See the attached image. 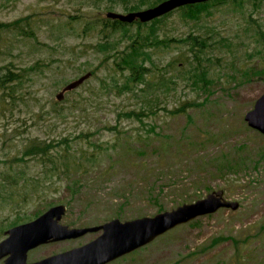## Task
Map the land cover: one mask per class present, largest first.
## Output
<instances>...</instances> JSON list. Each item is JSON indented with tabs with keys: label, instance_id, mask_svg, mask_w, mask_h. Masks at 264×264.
Here are the masks:
<instances>
[{
	"label": "rangeland",
	"instance_id": "1",
	"mask_svg": "<svg viewBox=\"0 0 264 264\" xmlns=\"http://www.w3.org/2000/svg\"><path fill=\"white\" fill-rule=\"evenodd\" d=\"M108 5L128 11L121 0H0V73L10 69L19 76L0 90L10 92L0 109V177L21 170L17 187L27 182L31 189L26 199L19 192L0 198V224L5 229L11 220H29L59 202L67 204L62 222L96 224L153 214L223 188L240 202L238 208L221 207L180 223L112 264H264V134L244 119L264 91V41L243 19L251 13L264 30V1L259 7L212 6L196 21L227 39L212 43L211 81L177 76L191 68V53L173 39L148 47L144 65L152 81L131 82L125 90L120 85L126 70L117 71L113 58L104 60L94 47ZM130 23L135 30V20ZM192 27L175 10L156 23L155 33L158 39L178 38ZM87 70L90 77L56 99L67 81ZM163 76L172 78L169 87L163 88ZM139 109L146 110L142 120L126 114ZM64 137L68 145L56 150L83 154L85 162L95 163L93 171L44 178L49 164L43 158H21L32 138ZM224 157H241L247 166L229 174L218 169ZM93 235L42 243L28 256Z\"/></svg>",
	"mask_w": 264,
	"mask_h": 264
},
{
	"label": "water",
	"instance_id": "2",
	"mask_svg": "<svg viewBox=\"0 0 264 264\" xmlns=\"http://www.w3.org/2000/svg\"><path fill=\"white\" fill-rule=\"evenodd\" d=\"M200 1L206 0H160L154 5L125 12L110 9L105 11V16L125 22L148 21L179 6ZM91 74V70H87L67 81L55 93L56 99H62L66 91L78 87ZM244 119L248 126L264 134V91L245 111ZM239 205L237 199L224 195L223 188H215L193 201H185L153 214L126 219L116 216L99 225L79 227L60 221L67 207L64 202H60L49 206L29 220L5 228V237L0 239V258L4 257L2 264H100L151 241L180 223L215 212L221 207L236 209ZM98 229H101V232L83 245L34 261L27 260V250L40 243L76 237Z\"/></svg>",
	"mask_w": 264,
	"mask_h": 264
},
{
	"label": "trees",
	"instance_id": "3",
	"mask_svg": "<svg viewBox=\"0 0 264 264\" xmlns=\"http://www.w3.org/2000/svg\"><path fill=\"white\" fill-rule=\"evenodd\" d=\"M122 5L126 10H134L139 9L142 5L146 4L148 6L154 5L160 0H121ZM264 0H206L195 3H189L171 10L166 14L160 15L148 21H139L136 22V29L132 30L130 26L133 23L121 21L117 18H109L104 17L102 22L100 23L101 27V38L95 43L94 47L98 51H102L105 53L103 59L108 60L109 58H113V64L116 67V70L124 71L126 78L125 81L120 85L122 90L130 89L131 82H145L148 84L152 81L149 79V67L145 66L146 57H150V52L148 50L149 46H155L159 41L163 44H166L168 40H175L185 43L188 47V50L191 53V58H188L189 64L191 68L188 71L181 72V74H177V76H182L186 78V80L194 81L197 79H203L205 82H209L212 79L207 78V69L209 63L211 61V46L212 43H219L221 39L226 40L225 37H217L218 31L213 27H206L204 24H197V20L201 17L202 12L206 14H211L212 6L220 5H233V7H242L244 8L246 4H253L255 6H260ZM107 9H110L111 6H106ZM175 10H181L182 18L186 23L193 21V27L187 31L185 35H181L178 38H164L158 39L156 35V23L161 22L164 17L168 16ZM246 21L245 28H251L257 36L263 37L261 40L264 41V30L262 29V24L257 19L253 18L252 14H247L246 17H243ZM19 19L14 20L12 23L17 26V22ZM133 22V21H132ZM146 27V30H142V27ZM116 32H120V37L115 36ZM126 38L127 43L122 47H119V43L122 42ZM258 38V39H259ZM257 39V40H258ZM260 40V41H261ZM119 47V48H118ZM8 73H0V90H5L10 88V83L14 79H19L18 74H13L10 69L7 70ZM92 72V71H91ZM110 78V75H109ZM114 80L113 77H111ZM110 78V79H111ZM111 81V80H110ZM162 83L164 86H168L165 84H169L173 82L172 78L163 76ZM7 85V86H6ZM169 87V86H168ZM132 89V88H131ZM121 90V89H120ZM168 90V89H166ZM8 94L6 92H0V109L7 102ZM136 93V92H135ZM139 94V93H138ZM139 96H141L139 94ZM150 106V104H149ZM185 108V105L177 107L173 109V112H179ZM153 109L148 110V112H153ZM147 112V113H148ZM146 113L145 109H139V111H129L126 114H130L135 116L137 119L142 120V117ZM146 115V114H145ZM151 129L153 126L151 125ZM67 144V138H61L59 141L51 140H39L36 138L30 139L24 148L21 151V158L24 156H34L39 159H44V164L48 163L47 171H45L44 178H49L48 173L57 172V175L60 177L70 178L68 176L70 172L77 177H82L93 171L95 168V163L93 161L85 162L83 160V154L78 156L73 153H67L65 151L56 150V146L60 143ZM231 157H224L225 162L221 164L218 169H225V172L231 174L238 172L241 168H245L247 166L246 160L239 157L238 160L233 159ZM246 164V165H245ZM224 172V173H225ZM21 170L14 171V174H3L0 177V195L3 200L4 197H13L15 194H20L23 199H26L28 193L31 192V189L28 188L27 182H23L21 187H17L18 180L20 177ZM33 179V178H32ZM29 180V179H27ZM23 187V189H22ZM36 188V187H35ZM22 189V190H20ZM37 190V189H35ZM19 219L11 220L8 224L11 226L16 224ZM4 227L0 224V233H3Z\"/></svg>",
	"mask_w": 264,
	"mask_h": 264
},
{
	"label": "flooded vegetation",
	"instance_id": "4",
	"mask_svg": "<svg viewBox=\"0 0 264 264\" xmlns=\"http://www.w3.org/2000/svg\"><path fill=\"white\" fill-rule=\"evenodd\" d=\"M174 9H175V8H174ZM174 9H172V10H174ZM170 11H171V10H170ZM170 11H168V12H170ZM166 13H167V12H166ZM166 13H164V14H166ZM59 203H60V202H59ZM55 204H56V203H55ZM65 204H66V203H65ZM51 205H53V204H51ZM51 205H49V206H51ZM49 206H48V207H49ZM66 206H67V204H66ZM48 207H47V208H48ZM47 208H46V209H47ZM66 210H67V207H66L64 213L66 212ZM64 213H63V215H64ZM63 215H62V216H63ZM139 216H140V215H139ZM114 217H116V216H114ZM61 218H62V217H61ZM111 218H112V217H111ZM109 219H110V218H109ZM121 219H122V218H121ZM124 219H126V218H124ZM107 220H108V219H107ZM60 221H61V219H60ZM105 221H106V220H105ZM105 221H103V222H105ZM61 222H62V221H61ZM103 222L96 223V224H89V225H79V227H80V226H93V225H99V224H101V223H103ZM62 223H64V222H62ZM66 224H67V223H66ZM68 225H69V226H75V225H70V224H68ZM100 232H101V229H98V230H94V231H87V232H85V233H83V234H81V235H79V236H76V237H69V239H70V238H79V237H81V236H84V235L87 234V233H94L93 236L87 238L86 240H83V241L77 243L76 245H72V246H70V247H68V248H64V249L59 250V251H56V252L64 251V250L69 249V248H72V247H74V246H80V245H83V244L87 243L88 241L92 240L94 237H96ZM3 237H5L4 232H3V235L0 237V239H2ZM64 239H67V238H64ZM58 240H62V239H58ZM152 240H154V239H152ZM152 240H151V241H152ZM50 241H56V240H50ZM151 241H149V242H147V243H145V244H143V245H141V246H139V247H137V248H135V249H133V250H131V251H128V252H126V253H123V254H121V255H118V256H116V257H114V258H111V259H109V260H107V261H105V262H103V263H100V264H112L113 262H115V261L119 260L120 258L126 256L127 254L132 253V252H135L136 250H139L142 246H144V245L150 243ZM47 242H49V241H47ZM43 243H46V242H43ZM40 244H42V243H40ZM40 244H38V245H40ZM38 245H36V246H38ZM36 246H34V247H36ZM34 247H32V248H34ZM32 248H30V249L27 250V260H28V261H34V260L40 259V258H42V257H44V256H47V255H50V254L56 253V252H52V253H50V254H47V255H44V256H41V257H38V258H30V256H28V255H31V251H30V250H31ZM3 260H4V257L0 258V264L3 263ZM122 264H124V263H122Z\"/></svg>",
	"mask_w": 264,
	"mask_h": 264
}]
</instances>
